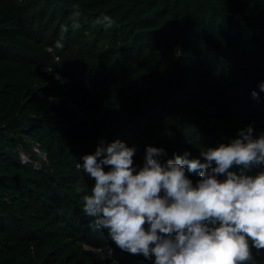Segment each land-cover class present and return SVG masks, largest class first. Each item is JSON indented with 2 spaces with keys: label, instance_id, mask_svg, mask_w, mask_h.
Listing matches in <instances>:
<instances>
[{
  "label": "trees",
  "instance_id": "16d2710c",
  "mask_svg": "<svg viewBox=\"0 0 264 264\" xmlns=\"http://www.w3.org/2000/svg\"><path fill=\"white\" fill-rule=\"evenodd\" d=\"M261 83L264 0H0V264H154L84 215L81 157L119 140L137 168L148 146L204 162L264 135Z\"/></svg>",
  "mask_w": 264,
  "mask_h": 264
},
{
  "label": "clouds",
  "instance_id": "9594fccd",
  "mask_svg": "<svg viewBox=\"0 0 264 264\" xmlns=\"http://www.w3.org/2000/svg\"><path fill=\"white\" fill-rule=\"evenodd\" d=\"M73 16L78 27L80 13ZM94 23L107 30L114 21L102 15ZM259 87L264 91V83ZM252 133L249 126L238 138L201 151L204 162L187 152L164 161L163 148L148 146L139 168L134 146L98 143L77 165L94 181L82 211L120 250L154 256V264H256L253 249L264 250V170L252 172L264 165V135ZM187 172L199 173L195 185Z\"/></svg>",
  "mask_w": 264,
  "mask_h": 264
},
{
  "label": "built area",
  "instance_id": "2783aa9c",
  "mask_svg": "<svg viewBox=\"0 0 264 264\" xmlns=\"http://www.w3.org/2000/svg\"><path fill=\"white\" fill-rule=\"evenodd\" d=\"M36 151H38V150H36Z\"/></svg>",
  "mask_w": 264,
  "mask_h": 264
}]
</instances>
